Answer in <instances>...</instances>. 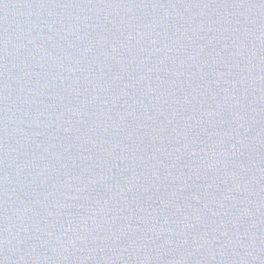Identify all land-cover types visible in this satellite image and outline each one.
<instances>
[{
    "label": "water",
    "instance_id": "95a60500",
    "mask_svg": "<svg viewBox=\"0 0 264 264\" xmlns=\"http://www.w3.org/2000/svg\"><path fill=\"white\" fill-rule=\"evenodd\" d=\"M0 264H264V0H0Z\"/></svg>",
    "mask_w": 264,
    "mask_h": 264
}]
</instances>
